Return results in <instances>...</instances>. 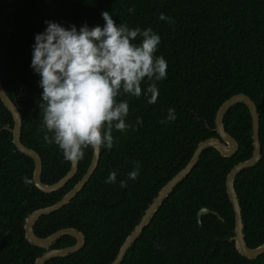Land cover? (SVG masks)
<instances>
[{"label":"trees","instance_id":"16d2710c","mask_svg":"<svg viewBox=\"0 0 264 264\" xmlns=\"http://www.w3.org/2000/svg\"><path fill=\"white\" fill-rule=\"evenodd\" d=\"M135 8V12H129ZM107 11L117 26L151 28L161 37L155 57L168 65L166 78L156 81L159 95L150 104L141 82L139 98L123 95L129 113L126 131L113 129L114 146L102 147L99 165L82 191L61 209L40 217L34 230L40 237L74 227L85 236L84 246L46 264H111L127 236L140 222L161 187L189 161L197 144L217 138L215 115L230 97L244 94L257 108L262 159L235 180L245 241L250 248L264 244V0H0V78L23 116L22 141L43 159L42 179L57 182L71 168L54 143L40 131L41 77L31 67L35 36L45 21L77 30L104 27ZM174 20H160L159 16ZM138 37L133 43L139 44ZM176 119L166 120L168 110ZM137 118L142 120L137 124ZM14 118L0 97V264H35L45 248L29 242L25 219L34 210L59 201L86 173L93 149H84L79 171L64 188L44 192L33 178L34 160L13 142ZM225 131L238 152L229 158L215 149L203 151L190 173L171 190L121 264H264V255L250 260L236 249L235 213L226 180L233 167L253 155L251 117L244 104L224 115ZM49 135H51L49 133ZM138 162L136 180L128 179ZM116 172L115 183H106ZM126 181V187L120 182ZM212 212L198 220L201 209ZM214 212V213H213ZM65 235L51 248L73 245Z\"/></svg>","mask_w":264,"mask_h":264},{"label":"clouds","instance_id":"9594fccd","mask_svg":"<svg viewBox=\"0 0 264 264\" xmlns=\"http://www.w3.org/2000/svg\"><path fill=\"white\" fill-rule=\"evenodd\" d=\"M129 12L134 13L135 8ZM104 27L87 25L70 30L59 23L45 21L43 33L35 36L31 67L41 77L43 89L39 108L43 124L40 131L48 145L53 143L62 151L64 160L75 165L83 159L84 149L91 147L99 152L114 146L113 129L124 132L129 113L127 100L117 102L125 94L139 98L141 82L147 78L150 85L144 95H150L153 104L159 95L156 81L166 78L167 63L163 56L155 57L161 37L151 28L130 29L122 23L117 26L109 12H102ZM159 19L174 20L161 13ZM141 38L139 44L133 43ZM170 108L167 123L176 119ZM142 120L137 118V124ZM49 133L51 135H49ZM128 179L136 180L140 173L138 162ZM116 172H111L106 183H115ZM26 185L33 180L23 177ZM126 187V181L120 182Z\"/></svg>","mask_w":264,"mask_h":264},{"label":"water","instance_id":"95a60500","mask_svg":"<svg viewBox=\"0 0 264 264\" xmlns=\"http://www.w3.org/2000/svg\"><path fill=\"white\" fill-rule=\"evenodd\" d=\"M0 97L7 107V109L12 113L14 118V126L13 128L7 127L13 132V142L16 147L24 154L30 156L35 163L33 178L35 185L44 192H54L58 191L65 187V185L72 180L79 171V161L75 164H71L70 170L64 175L61 179H59L55 183H45L42 179L43 173V159L42 156L33 148L28 147L22 141V129H23V116L18 109V105L14 103L11 98L8 96L3 83L0 78ZM244 104L251 117L252 124V135H253V155L250 159L243 161L233 167V169L229 172L226 180L227 193L229 195L230 201L233 205L234 213H235V236L231 238V241L235 243L236 249L240 255L253 260L257 259L260 256L264 255V244L257 248H250L245 241L244 235V223L242 218V210L238 198V194L235 189V180L236 177L244 170L253 168L256 166L260 160L262 159V145L260 140V128L259 121L260 117L257 111L256 106L252 102V100L245 96L244 94H237L225 102L221 104V106L217 109L215 115V129L214 131L218 135L217 138H206L200 141L196 148L194 149L189 161L186 165L181 168L171 179H169L158 191L156 196L153 198L151 203L146 208L145 213L143 214L140 222L135 226L132 232L127 236L123 245L121 246L119 253L117 254L115 260L111 264H121L127 254V251L132 246V244L137 240L139 235L143 232L144 228L149 223L153 214L157 211L158 207L162 204L164 198L168 196L173 187L185 178L190 171L197 164L201 154L203 151L207 149L213 148L215 149L222 157L229 158L233 156L238 151V144L234 138H232L224 129L223 119L226 112L236 104ZM101 150L96 152L93 150V157L91 163L83 175V177L77 182V184L69 190L59 201L56 203L38 208L31 212L25 219V234L26 238L32 244L45 248V252L38 256L35 264H46L48 260L53 257H63L70 253H74L79 251L85 243L84 233L77 228L74 227H65L61 228L54 233L46 236L40 237L36 234L34 230V226L36 222L40 219V217L44 215L51 214L65 205L69 204L71 200L77 196L85 185L89 182L92 175L95 173L100 157ZM212 211L208 208H203L198 213V220L201 222V218L210 214ZM214 213V212H213ZM65 235H71L76 238V242L73 245L60 247V248H51V246L61 237Z\"/></svg>","mask_w":264,"mask_h":264}]
</instances>
